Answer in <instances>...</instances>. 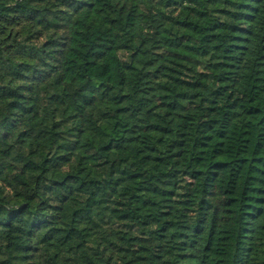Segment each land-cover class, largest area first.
<instances>
[{"label":"trees","instance_id":"1","mask_svg":"<svg viewBox=\"0 0 264 264\" xmlns=\"http://www.w3.org/2000/svg\"><path fill=\"white\" fill-rule=\"evenodd\" d=\"M0 264H264V0H0Z\"/></svg>","mask_w":264,"mask_h":264}]
</instances>
